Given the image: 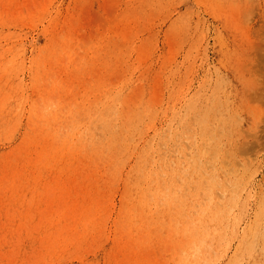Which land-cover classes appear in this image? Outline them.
<instances>
[{"label":"rangeland","instance_id":"obj_1","mask_svg":"<svg viewBox=\"0 0 264 264\" xmlns=\"http://www.w3.org/2000/svg\"><path fill=\"white\" fill-rule=\"evenodd\" d=\"M14 1L8 8L0 0V14L5 15L0 19V51L9 45L19 49L14 55L0 52V225L20 224L35 235L23 231L21 245L4 255L16 253L18 264H172L196 245L195 235L202 231L198 225L215 226L202 210L227 204L223 209L231 206L230 218L237 220L235 233L228 228L222 243L216 235L207 236L210 240L201 247H212L204 249L211 250L210 263L249 264L255 258L264 264V0ZM38 2L46 11L24 19L21 14ZM63 19L73 36L67 67L76 61L79 66L67 79L58 65L32 63L35 50L45 43V31ZM108 92L115 94V107L129 117L130 128L140 135L144 129L142 140L139 135L134 142L135 153H128L120 166H107L103 155L92 156L81 170L52 169L37 161L39 148L45 150L66 131L74 142L70 152L55 147L64 158L96 139L94 105ZM65 101H81L82 106ZM64 105L69 106L66 111ZM138 151L148 156L145 177L163 182L159 192L164 207L159 208L158 200L159 212L152 218L140 214L137 205L138 213L125 205V176ZM13 170L19 178L7 184L4 174L12 177ZM210 175L219 183L207 195ZM146 181L142 189H154ZM9 184L12 190L3 192L1 186ZM71 206L86 209L96 222L91 229L82 225L89 217L83 214L81 239L63 250L58 242L43 260L47 226H33L45 225L51 217L65 225L76 216L61 219L56 214ZM188 237L189 245L185 242L172 258L177 242ZM241 241L247 243L236 249Z\"/></svg>","mask_w":264,"mask_h":264},{"label":"bare ground","instance_id":"obj_2","mask_svg":"<svg viewBox=\"0 0 264 264\" xmlns=\"http://www.w3.org/2000/svg\"><path fill=\"white\" fill-rule=\"evenodd\" d=\"M5 2V5L8 7V8H11L15 1L14 0H3ZM21 3L27 5L28 3L27 2H24V1H20ZM35 5V9H30L26 12V13H22V17L24 19H29V20H32L34 19L35 16L39 15V14H43L45 11H46V7H45V4H41V2H38L36 4H33ZM29 7V5H28ZM5 17V15L3 14H0V19H3ZM51 25V24H50ZM45 35H46V40H45V43L44 45H42L41 47L37 48L35 50V53L33 55L34 57V62H32L34 65H44V64H48V63H51V66L52 65H58L62 71H64V75H65V79H67V75L68 73L70 75H74L75 74V71L79 68V66L77 65V61L75 62V66L72 68V67H67L69 66V60L72 59V54L70 53V48L73 47V43H72V34L70 32V26L68 24V20L67 19H63L62 22H61V25H57L56 23L53 24L48 30L45 31ZM0 52H13V55L14 54H17L19 52V49L14 46V45H9L8 47L4 48L2 51ZM70 53V56H68V54ZM67 58H69L68 62H67ZM71 82L70 83V86L74 87V82L72 83V80L70 79ZM68 86V85H67ZM106 100V101H105ZM98 103H100V105H94V115H93V119H94V122H95V126L97 128V138L96 139H93V140H90L88 141L85 145H83L80 149H78L77 151H74V153H76V155H72L71 153L69 154L68 157L64 158L62 155H58L57 154V149H55V147H58L60 146L58 149H60V151H64V153L66 154L67 152H70L69 148L71 146H74V142L72 139H70V136L71 134H69L67 131L62 135L61 139L60 140H54V143L52 142H49L50 143V146L48 148L45 147V150L44 149H41L39 148V150L37 151V161H43L45 165L51 167L52 169H57V166H59L61 169H68L69 167L70 168H74V169H82L84 166H86V164L89 162L88 160L92 157V156H99V155H103V158H104V162H107L108 165H113V166H120V164L122 163L123 161V158H125L127 156V154H131L132 151L135 153L134 151V142L135 140L137 139V137L140 135V130H137V129H132L130 128L131 126V121L130 119L127 120V115L125 116L123 114V112L120 110H118L116 107H115V103L118 102L115 94H112L111 92H108L106 95L104 94L103 95V98L102 99H99L98 98ZM102 101H105L104 103ZM66 103L68 104H72V105H75V106H79L82 104L81 101H77V102H70V101H65ZM119 103V102H118ZM117 103V104H118ZM119 106V105H117ZM68 105H64V110L66 111L68 109ZM70 109V108H69ZM121 109V108H119ZM128 110H130V108H127ZM124 110L125 111H127ZM137 110V109H135ZM134 112V111H133ZM125 114H128V112H125ZM135 114V112H134ZM132 114V115H134ZM131 115V117H132ZM129 116H130V113H129ZM136 116V115H135ZM138 117V115L136 116V118ZM143 117V116H142ZM142 117H140L139 121L137 119L138 122H140V120L142 119ZM133 118V117H132ZM38 122V125H41L40 121L36 120ZM134 121V120H133ZM132 121V122H133ZM135 124H136V121H134ZM141 123V122H140ZM143 123V122H142ZM134 124V123H133ZM139 124V123H138ZM136 126V125H135ZM140 126V125H139ZM138 127V126H137ZM136 127V128H137ZM133 128H134V125H133ZM139 128V127H138ZM143 129V128H142ZM141 129V130H142ZM143 133L144 132V129L142 130ZM142 133V134H143ZM155 133V132H153ZM160 133V132H158ZM203 133V132H202ZM141 134V135H142ZM149 134V133H148ZM157 134V133H156ZM81 135V132L80 134ZM141 135L139 136L140 140L141 139ZM144 135V134H143ZM155 135V134H154ZM202 135V134H201ZM152 136V135H151ZM204 136V135H203ZM143 137V136H142ZM160 137V136H159ZM148 138V141L149 142V137ZM158 138V136H157ZM162 138V137H161ZM202 138V137H201ZM146 139V138H145ZM153 139V138H152ZM154 140V139H153ZM157 140V139H156ZM159 140V139H158ZM138 142V141H137ZM140 142V141H139ZM138 142V143H139ZM154 142V141H153ZM145 143V142H144ZM159 144V142H158ZM157 144V146H158ZM162 143H160L161 145ZM166 144V143H165ZM48 145V144H47ZM55 145V146H54ZM136 145V143H135ZM146 146V145H145ZM148 146V145H147ZM151 146V145H149ZM156 146V145H155ZM55 151H53L54 149ZM53 149V150H52ZM136 149V148H135ZM140 148H138L139 150ZM149 148H145V150H147ZM158 149V148H157ZM144 150V151H145ZM150 150V149H149ZM143 151V150H142ZM142 151H138L137 153V157L134 162V164L132 163V166H129L130 168H128V171H127V175L125 176V188H124V197H125V200L127 199L128 201V204H125L127 209H131V211H133L134 209V206L137 205V207L140 209L138 211H140L139 213L140 214H143L146 213L148 215L147 218H150L151 214H155L156 215V212H159L157 211L158 207H155V205L160 201V198L162 200V192L160 193L159 192V186L162 183H158L157 181V178H156V181L154 179H151L150 178V175L145 177V173H146V166H145V162L147 160V155L145 152H142ZM150 151H153V148L150 150ZM149 151V152H150ZM155 151V150H154ZM158 151V150H157ZM84 153L85 155H87V159L85 160L83 158V154ZM159 153H161L159 151ZM158 153V156H160ZM152 154V153H151ZM134 155V154H133ZM63 157L64 159L62 160L61 157ZM150 157V156H149ZM161 157V161L164 159V156H160ZM127 158V157H126ZM155 158V157H154ZM158 158V157H157ZM206 158H208L206 156ZM131 159V158H130ZM160 159V158H159ZM13 160V158H12ZM126 160V159H125ZM124 160V161H125ZM134 160V159H132ZM152 160V159H151ZM158 160V159H157ZM15 161V159H14ZM156 161V160H155ZM154 161V162H155ZM165 161V159H164ZM170 161V160H169ZM211 161V160H210ZM22 162L25 164L26 163V160L23 159ZM148 162V161H147ZM163 162V161H162ZM161 162V163H162ZM125 163V162H124ZM123 163V164H124ZM129 163V162H128ZM165 163H168V161H166ZM170 163V162H169ZM147 164V163H146ZM153 164V163H151ZM155 164V163H154ZM153 164V165H154ZM159 164V163H158ZM8 165V164H7ZM131 165V164H130ZM157 165V164H156ZM166 166V164H164ZM169 166V164H168ZM214 166V165H213ZM8 166H5V169H7ZM150 167V166H149ZM154 167V166H153ZM160 167V166H159ZM157 167V168H159ZM204 167V166H203ZM201 167V168H203ZM207 167V166H205ZM204 167V168H205ZM211 167V165H210ZM208 166L207 169L210 168ZM148 168V167H147ZM151 168V167H150ZM156 168V167H154ZM156 168V169H157ZM165 168V167H164ZM166 168H169L166 166ZM214 170L215 168L212 167ZM152 169V168H151ZM206 169V168H205ZM211 169V168H210ZM209 169V170H210ZM150 170V169H149ZM164 170V169H163ZM166 170V169H165ZM213 170V171H214ZM153 171V170H152ZM192 171V170H191ZM211 171V170H210ZM217 172V169L215 170ZM14 172V176L12 177H9V175L7 173L4 174V177L6 178V182L7 184L9 183V181H12L14 182L15 180H17L19 177L16 173L15 170H13ZM77 172H79L77 170ZM150 172V171H149ZM160 172V171H159ZM162 172V171H161ZM202 172V171H201ZM207 172V171H206ZM212 172V171H211ZM216 172H215V175H216ZM222 172V171H221ZM167 173V172H165ZM172 173V172H171ZM174 173V172H173ZM172 173V175H173ZM191 173V172H190ZM203 173V172H202ZM22 174V173H21ZM147 174V173H146ZM150 174V173H149ZM154 175V174H153ZM160 175V174H159ZM163 175V174H162ZM166 175V174H165ZM204 175V174H203ZM206 175V174H205ZM161 176V175H160ZM171 176V175H170ZM211 176V175H210ZM214 176V175H213ZM211 176L210 178V182L209 180H205V183L209 184V186H207L206 188L207 189H204L206 185H204V193L205 194H209L208 192L210 191V188L216 186V184L218 185V181H216L214 178L215 176L213 177ZM217 176V175H216ZM152 177V176H151ZM165 177V176H164ZM190 177V176H189ZM198 177H201L199 176V172H198ZM172 178V176H171ZM170 178V179H171ZM174 178V177H173ZM191 178V177H190ZM209 178V176H208ZM220 178V177H219ZM217 178V179H219ZM150 179V180H149ZM167 179V178H166ZM203 179V178H202ZM206 179V178H205ZM148 180L149 182V185L154 187L149 189L150 191H144L142 188H143V184L142 182L143 181H146ZM177 180V179H175ZM238 180V179H237ZM18 181H21V178L18 180ZM170 180H168L167 182H169ZM173 181V180H172ZM187 181H189L187 179ZM198 181V179H197ZM204 181V179H203ZM147 182V181H146ZM177 182V181H175ZM195 182V181H194ZM226 182V181H225ZM223 181V184L225 183ZM147 183V184H148ZM187 183V182H186ZM189 183V182H188ZM196 183V182H195ZM221 183V181H220ZM230 183V181H229ZM235 183V181L233 182ZM239 183V181H238ZM165 184V183H164ZM198 184V183H197ZM227 184V183H225ZM170 185V184H169ZM174 185V184H173ZM177 185V184H176ZM175 185V186H176ZM192 185V184H190ZM200 185V184H199ZM229 185V184H227ZM5 187H2L1 186V190H3V192H10L12 190V185H4ZM7 186V187H6ZM142 186V187H141ZM167 186V185H166ZM202 186V185H201ZM221 186H224V185H221ZM146 187V186H145ZM148 187V186H147ZM191 187V186H190ZM194 189V187H196V184L194 186H192ZM220 188V186H218ZM170 188V187H169ZM198 188V187H197ZM215 188V187H214ZM223 188V187H222ZM221 188V189H222ZM236 188V186H235ZM238 188V187H237ZM242 188V187H241ZM165 189V188H164ZM172 188H170V191H171ZM174 189V188H173ZM177 189V187H176ZM227 189V188H226ZM231 189V188H230ZM229 189V190H230ZM148 190V189H147ZM166 190H167V187H166ZM199 190V189H198ZM212 190V189H211ZM168 191L167 193L169 194ZM185 191V190H184ZM183 191V192H184ZM197 191V190H196ZM200 191V190H199ZM222 191H224L222 189ZM221 191V192H222ZM231 191V190H230ZM65 192H68L67 190H65ZM172 192V191H171ZM174 192V191H173ZM193 192V191H192ZM217 192V191H216ZM214 192V193H216ZM235 192V191H234ZM237 192V190H236ZM235 192V193H236ZM167 193L164 192V195H166ZM182 193V192H181ZM180 193L182 199L184 198L182 196V194ZM188 193V192H187ZM195 193V192H194ZM201 193V192H200ZM203 193V192H202ZM211 193V191H210ZM218 193V192H217ZM216 193V194H217ZM231 193V192H229ZM240 193V192H239ZM199 194V193H198ZM220 194V195H219ZM217 194L218 196H221V193ZM237 194V193H236ZM171 195V194H169ZM167 195V196H169ZM174 196V194H172ZM171 195V196H172ZM186 195V193H185ZM184 195V196H185ZM211 195V194H210ZM216 195V196H217ZM228 195V194H227ZM187 196V195H186ZM197 196V195H196ZM198 196H201V194H199ZM134 197H137V203H134ZM179 197V196H178ZM235 197V196H234ZM234 197H231V200L234 198ZM237 197V196H236ZM167 198V197H166ZM174 198V197H173ZM180 198V197H179ZM187 198V197H186ZM191 198V197H190ZM189 198V199H190ZM194 198V197H193ZM205 198V197H204ZM210 198V196H209ZM220 198V197H219ZM225 198V197H224ZM228 198V197H227ZM239 198V197H238ZM169 199H171L169 197ZM181 199V198H180ZM179 199V200H180ZM202 199V198H201ZM159 200V201H158ZM176 200V198H175ZM191 200V199H190ZM211 200V199H210ZM208 200V201H210ZM214 200V199H213ZM228 200V199H227ZM237 200V199H236ZM134 201V202H133ZM184 201V200H183ZM223 201V200H222ZM221 201V202H222ZM226 201V200H225ZM133 202V203H132ZM154 205H152V203ZM164 202V201H163ZM167 202V201H166ZM170 202V200H169ZM181 202V201H180ZM199 202V201H198ZM203 202V200H202ZM201 202V203H202ZM207 202V201H206ZM235 202V201H234ZM171 203V202H170ZM193 203V202H192ZM211 203V202H210ZM213 203H215L213 201ZM238 203V202H237ZM151 204V205H150ZM165 204V202H164ZM178 204V203H177ZM181 204V203H180ZM183 204V203H182ZM181 204V205H182ZM191 204V203H190ZM219 204V203H218ZM229 204V203H228ZM139 205V206H138ZM180 205V206H181ZM184 205V204H183ZM192 205V204H191ZM197 206V204H194ZM203 205V204H202ZM208 205V204H206ZM211 205V204H210ZM227 204H221L220 207H217L216 206V209L215 210H212L210 208H205L204 210H202V212L204 211H207V215H211V218L213 221H216V223L214 222L213 224H215L214 227H211V228H208L207 224H205L204 226H201V225H198L200 227V229L202 231H198V233H196L195 235V243L196 245H194V247L192 246L191 249H186L184 250V253L182 252L181 255L177 258V260H173L172 261V264H212L210 263V260L212 259H209V255L211 254V250H209V252H205L204 249L205 245H202L201 247V244H204V240H206L207 236H209V234L211 235V237L213 238L212 235H216L217 238L220 240V238L224 235V237L226 236L225 232L226 230H228V228L231 230V232H234V230L236 229V224H237V220H235V218H230V215H229V211L228 209L232 208L230 206V208H228L226 210L223 209ZM232 205V204H231ZM237 205V204H236ZM155 207V210L152 209V207ZM177 206V205H176ZM174 205V207H176ZM178 206V207H180ZM199 206V205H198ZM209 206V205H208ZM234 206V205H233ZM161 207H164L163 204H162V201H160V209ZM173 207V206H172ZM170 206V208H172ZM190 208V206H188ZM192 207V206H191ZM212 207V206H211ZM229 207V206H228ZM169 208V206H168ZM181 208V207H180ZM197 208V207H196ZM201 208V207H200ZM213 208V207H212ZM236 208V207H235ZM182 209V208H181ZM171 210V209H170ZM177 210V209H176ZM184 210V209H183ZM188 210V209H187ZM196 210V209H195ZM200 210V209H199ZM50 211H52V208L49 209V211L47 213H49ZM126 211V210H125ZM135 211V209H134ZM138 211L136 213H138ZM162 211V210H161ZM164 211V209H163ZM167 211V210H166ZM165 211V212H166ZM179 211V210H178ZM193 211V210H192ZM155 212V213H154ZM185 212V211H184ZM194 212V211H193ZM203 212V213H204ZM233 212V211H232ZM134 213V212H133ZM178 213V212H177ZM197 212H195L194 214H196ZM201 213V214H203ZM83 214H85L86 216H89L87 217L86 219L82 220L81 223L82 225H88V227L91 229L93 226L92 224H94L97 220V218L94 216V217H91V215H89L90 213L88 211H86V209H83V208H74L73 206L71 207H62L61 208V211L57 212L56 214V218H64V219H69L70 216H76V218H72L70 221L68 220H65L66 223L65 225L63 226H60V223L59 224H56L55 220H51V218H47L46 222H45V225L44 224H41V225H37V226H33V228H36V229H39L41 228L42 226H47L46 228V231H45V235H44V239L42 240V243H43V247L45 248V252L44 254L42 255L43 256V260H45V257L51 252V250H53V247L54 246H57L58 242H60L59 244V249L60 250H63L66 249L68 246H71L73 244H75L76 242H78L81 237L84 235V231H85V227L82 226L80 223H79V220L80 218L83 217ZM166 214V213H165ZM235 214V213H234ZM21 214H19V216H21ZM49 215H52V213H49ZM145 216V214H143ZM159 215V214H158ZM168 215V214H167ZM171 215V214H170ZM170 215H169V218H170ZM233 215V214H232ZM81 216V217H79ZM139 216H142V215H139ZM143 216V218H144ZM162 216V215H161ZM175 216V215H174ZM190 216V215H189ZM188 216V217H189ZM198 216V215H197ZM235 216V215H234ZM158 217V216H157ZM176 217V216H175ZM191 217V216H190ZM189 217V218H190ZM196 217V216H195ZM200 217V215H199ZM206 217V216H205ZM236 217V216H235ZM142 218V217H141ZM152 218V216H151ZM164 218V217H163ZM202 218V217H201ZM158 219V218H157ZM162 219V218H161ZM192 219V218H191ZM208 219V217H207ZM237 219V218H236ZM147 220V219H146ZM169 220V219H168ZM173 220V219H172ZM177 221V219H175ZM197 220V219H196ZM201 220V219H200ZM206 221V218L204 219ZM209 220V219H208ZM207 220V221H208ZM211 220V219H210ZM211 220V221H212ZM230 220V221H229ZM164 221V220H162ZM193 221V220H192ZM202 221V220H201ZM206 221V222H207ZM209 221V223L211 222ZM70 222V224H69ZM71 222L73 223L71 225ZM148 222V221H147ZM152 222V221H151ZM155 222V221H154ZM196 222V221H195ZM11 223V222H10ZM171 223V221L169 222ZM174 223V222H173ZM171 223V224H173ZM176 223V222H175ZM197 223H200V222H197ZM77 224L81 225V228L78 229L77 228ZM147 224V223H146ZM149 224V223H148ZM153 224V222L151 223ZM155 224V223H154ZM204 224V223H203ZM143 225V223H142ZM175 224H173L174 226ZM196 225V224H195ZM137 226V225H136ZM175 227V226H174ZM25 231L27 234H29L30 236H34L35 233L33 232L32 229L28 228V227H25V226H22L20 224H2L0 225V264H18L19 262H21L19 259L17 260V254L14 253L12 254L11 256H6L4 255L3 251L5 250H8L10 252H13L15 251V249H17L20 245H21V240L20 238H22V232ZM235 233V232H234ZM193 235V237H194ZM210 237V236H209ZM223 237V238H224ZM231 237V236H230ZM227 238V237H226ZM244 238V235L241 236V239ZM208 239V238H207ZM216 239V237H215ZM210 240V239H208ZM207 240V241H208ZM222 240L221 239V243H222ZM191 241H192V237H191ZM215 241V240H214ZM226 241V239H225ZM185 242L188 244V242H190V239L189 237L187 238V241L185 240H181L179 242H177V245H175V248L172 250V258H174V256H176V253L178 251H180V249L182 250V247L185 245ZM193 242V241H192ZM212 242V241H211ZM219 242V241H218ZM217 242V243H218ZM73 243V244H72ZM220 243V242H219ZM247 242H238L236 245H237V248L236 249H240L242 248V244L243 246L246 244ZM189 245V244H188ZM191 245V244H190ZM211 245V243H210ZM216 245V243H215ZM224 245V244H223ZM208 246V245H207ZM220 246V245H219ZM241 246V247H240ZM210 247V246H209ZM209 247H206L207 249L205 250H208ZM217 247V246H216ZM224 247V246H222ZM212 248V247H210ZM219 248V247H217ZM223 249V248H222ZM243 249V248H242ZM238 251V250H237ZM243 251V250H242ZM233 254L235 255V252H233ZM211 256V255H210ZM171 258V259H172ZM255 259V258H254ZM251 260L249 264H257L258 261L255 259V260ZM17 261V262H16ZM215 261V260H214ZM213 262V261H212ZM248 263V262H247ZM166 264V263H165Z\"/></svg>","mask_w":264,"mask_h":264}]
</instances>
